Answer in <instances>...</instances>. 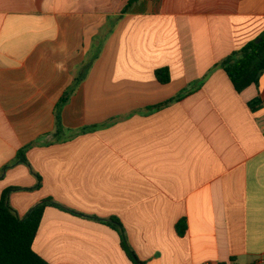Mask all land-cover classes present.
<instances>
[{
  "label": "crops",
  "instance_id": "1",
  "mask_svg": "<svg viewBox=\"0 0 264 264\" xmlns=\"http://www.w3.org/2000/svg\"><path fill=\"white\" fill-rule=\"evenodd\" d=\"M263 33L264 0H0V201L117 218L146 264H264V75L240 94L222 68ZM33 249L133 264L112 227L53 207Z\"/></svg>",
  "mask_w": 264,
  "mask_h": 264
},
{
  "label": "trees",
  "instance_id": "2",
  "mask_svg": "<svg viewBox=\"0 0 264 264\" xmlns=\"http://www.w3.org/2000/svg\"><path fill=\"white\" fill-rule=\"evenodd\" d=\"M260 40V43L257 41ZM258 40L249 43L243 49L234 52L223 63L222 68L228 75L230 81L238 93H243L251 86L259 87L261 78L264 75V33ZM156 78L162 85L171 82L169 69H161L156 72ZM180 100V97L172 99L152 110H161ZM66 102V97L62 103ZM27 150L19 152L17 161L13 166L26 165L31 169L37 179V184L27 191H38L42 188V178L35 173L27 160ZM11 167H8L9 169ZM4 173L0 174V180ZM25 191L20 188H10L4 191L0 201V264H49L41 258L33 249L45 210L48 207L57 208L74 216L94 220L112 227L118 232L122 246L133 264H146L142 261L135 250L131 247L127 233L122 223L117 218L104 221L94 217L81 215L69 210L52 199H47L33 208L26 217L21 218L17 211L11 206V195L15 192ZM187 222L182 220L177 225V232L184 236L187 231Z\"/></svg>",
  "mask_w": 264,
  "mask_h": 264
},
{
  "label": "water",
  "instance_id": "3",
  "mask_svg": "<svg viewBox=\"0 0 264 264\" xmlns=\"http://www.w3.org/2000/svg\"><path fill=\"white\" fill-rule=\"evenodd\" d=\"M257 43H260V40H258Z\"/></svg>",
  "mask_w": 264,
  "mask_h": 264
}]
</instances>
